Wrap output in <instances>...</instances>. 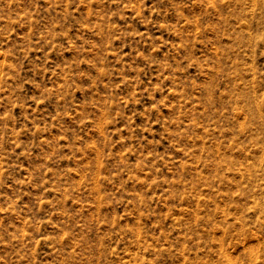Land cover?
I'll list each match as a JSON object with an SVG mask.
<instances>
[{"label":"rangeland","instance_id":"1","mask_svg":"<svg viewBox=\"0 0 264 264\" xmlns=\"http://www.w3.org/2000/svg\"><path fill=\"white\" fill-rule=\"evenodd\" d=\"M0 264H264V0H0Z\"/></svg>","mask_w":264,"mask_h":264}]
</instances>
